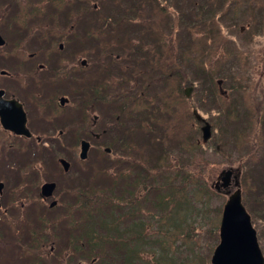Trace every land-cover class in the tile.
Segmentation results:
<instances>
[{
  "label": "trees",
  "instance_id": "1",
  "mask_svg": "<svg viewBox=\"0 0 264 264\" xmlns=\"http://www.w3.org/2000/svg\"><path fill=\"white\" fill-rule=\"evenodd\" d=\"M183 1V7L177 8ZM98 5L97 2L93 9ZM149 6L150 0H116L115 27L107 26L122 34V30H131L135 35L136 32L143 33L148 40L142 42L140 48L149 46L152 51L148 60L158 62L161 70L157 67L158 73L154 77L150 72L138 74L141 81H145L144 91L154 86L148 77H152L158 86L166 85L169 76H163L169 75L168 66L175 70V82L157 91L161 104L154 107L147 101L138 109L128 105L116 111L120 118L125 115L117 127L118 133L121 129L129 130V133L135 131L150 149L140 157L136 153L128 155L132 160L125 166L116 165L122 170L116 173V190L120 188L124 195L116 196V204L106 202L110 209H101L103 205L93 196L90 202L94 209H65L64 219L57 220V223H63L66 239L71 245L81 254L88 248L89 256L85 258L89 259L93 253L99 259L97 264L188 263V257L179 261L173 257V238L181 231L186 233L189 228L185 224L190 213V209H185L189 205L185 194L188 186L194 194H203L199 187L202 182L196 175L205 174L203 168L209 160L203 153L208 149L228 163L240 161L244 202L254 212L264 206V153H261L264 147V100L258 97V87L255 88L264 76L249 77L241 66L242 60L250 61L251 51L264 50V0H176L175 14L171 24L167 23L168 29L183 31L185 36L183 41L179 40L175 59L168 56L170 50L162 47L169 45L167 38L163 34L150 33L152 15ZM76 8V5L72 6V15L77 14ZM160 12L164 13V10L160 9ZM86 15H77L78 18L71 22L88 33L108 21L98 20L92 12ZM230 25L245 26L242 35L247 41L245 46L241 45L242 40L239 42L228 36ZM200 50L212 52L216 57L206 62L203 53L199 54ZM186 85L193 86L189 95L185 91ZM222 89L227 92L223 94ZM261 92L264 94L263 90ZM86 95L91 101H99L104 94L101 90L95 93L90 89ZM193 101L209 113L207 120L216 128L205 143L200 138L203 121L195 113L189 115L194 108ZM166 115H177L175 118L189 127L179 134H172L165 124ZM121 150L125 152L124 141L116 139L119 156ZM205 170L210 174L209 167ZM203 192L204 195L213 193L206 185H203ZM177 201L185 205L174 219L177 211L170 208ZM149 238H152L151 244ZM158 247L162 255L161 251H156ZM88 264L95 263L90 261Z\"/></svg>",
  "mask_w": 264,
  "mask_h": 264
},
{
  "label": "rangeland",
  "instance_id": "2",
  "mask_svg": "<svg viewBox=\"0 0 264 264\" xmlns=\"http://www.w3.org/2000/svg\"><path fill=\"white\" fill-rule=\"evenodd\" d=\"M95 2H98L99 5L98 8L93 9ZM39 3L40 0H38V2L28 0L27 4L29 10H35L37 12ZM183 5L184 1L178 4L177 8L183 7ZM86 6L90 10H88L87 14L92 12L93 15L98 18V20L104 18L108 21L105 25L100 27L98 26L94 29L93 32L90 31L91 33H88V38L92 37L96 42L93 44V46H89L88 44V49L85 52L78 53V58L80 60L82 58H87V61L88 63L90 62V65L82 69L83 72H87L86 79L80 81L82 88L76 89V92L80 93L81 96L84 92H86L88 87L92 86L95 93H99L100 88L103 87L104 95L102 98V104L104 106L105 112L99 109L98 112L105 114V123H111L112 128L106 136L105 143L99 150L101 151V153H99L95 149H93L92 151L90 150L89 158L84 161L85 166L80 167L77 170V174L81 176L77 179L70 180L69 184L76 186L75 192L77 195H75V198H77L78 201L82 199V202L84 203L86 209H94L93 204L90 202V197L93 198V196H95L98 203L103 205L101 209H110L105 205V203L111 202L116 204V196H120L121 194L124 195V193H121L120 188L116 190V173L122 171L121 168L116 165L125 166L130 162V160H132L128 157V155L131 156L136 153L138 157H140L150 149V147L146 143H144L143 137L135 135V131L129 133V130L121 129L120 133L116 132V124L113 125L112 123L114 116L116 115V110L125 103V100L128 103L127 105H129V107L132 109H134V106H137L138 109L141 104L147 101L153 104V106L161 104L162 100L159 98L160 96L158 95L157 91L158 89L161 90L163 87H169L170 84H173L175 82V77L173 76V72L175 70L167 65L169 79L166 85H161L162 87L156 85L157 82L152 79V77H148V80L154 86L147 91H144V87L146 86L145 81H141V79L138 77L137 72L140 69L145 70L149 66H151L156 71L157 67L158 71L161 70V66H157L158 62H154L153 60L145 65L140 64L139 56H143L145 52L143 50L140 51V49L136 47H138L142 42L146 43L148 41L145 37H143L144 34H139L138 32H136L137 35H135V32H132L131 30H122L124 31V33L122 34L121 31H116L108 28L107 24L112 25L113 28L115 27L114 24L116 23V0H87ZM149 8L152 15L150 20V23L152 24V27H150V33L156 35L163 34L164 36L167 35L165 32H169L168 24L170 25L171 21L173 20L175 14L174 8H176V0H159L156 3H154V0H150ZM160 9L164 10V13H161ZM46 10V13H48L51 9L49 7H46ZM68 16L69 14H63V17ZM58 19L61 21L62 17H59ZM59 22L54 25V30H56L59 26ZM32 26L34 27V29H39V27H36L34 25ZM19 27L22 28V25L19 24ZM0 28L7 35H10V33L12 32L9 31L8 25L1 19ZM17 28L18 27L16 26L12 27L14 31H17ZM244 30L245 26H241L240 28L239 25H230L227 27V31H229L228 36L230 38L238 40L239 42L242 40V46H245L247 42L246 39L242 38ZM180 32L183 36H185L183 31ZM259 40L261 43L262 40L260 37H258V41ZM84 42L85 41H83V43ZM56 45L57 43L55 42L54 46ZM197 45L198 44L195 43V46ZM121 46H125V48L123 49L121 48ZM206 47L208 48V45ZM221 48H223V46H221ZM257 48L259 49L260 47H256L255 49ZM169 50L170 52L168 51V56L171 55L175 59L178 54L176 53V49L170 47ZM198 52L200 55L201 53H203V56H205L204 60L206 62H209L216 57L212 52L207 53L202 50ZM216 54H218V52ZM263 55V49L258 53L251 51L249 56L250 61L242 60L241 66L244 69V73L246 72L249 77H253L255 79L260 77L261 75L264 76ZM78 65L80 64L78 63ZM154 76L156 75L153 74V77ZM116 82L118 86H116ZM257 87L258 86L256 84L255 88ZM74 92L72 93V96H74ZM128 94H131L132 97L136 99L135 102L128 97ZM177 105L179 108V103ZM193 106V109H189L190 111L192 109V112L189 115L195 113L196 117L202 120L208 117L209 113L205 112L203 114L202 110L197 106L196 101H193ZM86 113L88 119L92 120L91 118L95 113H97V111H95L94 109H89ZM176 116L177 115L165 116V124L171 129L168 131L175 135L179 134L187 127H189L184 125L181 119H176ZM124 119L125 115L122 120ZM176 123H179V125L176 126ZM205 124L207 123H205L204 121V125ZM116 139L121 140L122 142L124 141L125 144V152L121 150L122 155L120 156L116 153ZM211 144L212 142L209 143V145ZM105 146L110 147L111 151L106 152L104 149ZM197 152L198 150L195 151V154H197ZM184 154L187 155L189 154V152H187V154L185 152ZM213 154L214 153L211 149H208V151L206 150L203 153V156L207 157V159L210 161V165H208L209 170H211L210 174L206 173L205 166L203 168L205 174L196 175L200 178V182H202L199 183V187L203 194H194L190 190V186H188L187 191H185V194L189 199L188 208L190 209V213L186 216L187 222L185 223L189 226L188 231L186 233L181 232L179 235L176 234L173 238L174 244H179L180 246L178 247L179 253L175 256L176 259L179 261L185 257H188L187 264H193V260L196 261V263H199L204 259V257H206V259L209 261L210 255H208V253L211 248V246L209 248V245L214 241L216 237H214V239L212 240V236L209 237L208 234H211L214 229H216V231L218 230L223 202L227 198V194L225 192H219L213 189V181L215 180L218 172L222 168L228 167L227 165L229 164L224 160L219 161V159ZM232 165L236 166L237 162ZM71 173H74V171H72ZM203 185H206L211 190H213V193L204 195ZM232 190H234V186L232 187ZM72 193H74V191H72ZM200 196L201 199L198 200ZM71 203L73 204L74 202L67 199L66 205L72 207ZM66 205L62 209H53L52 212L48 213V215L45 214L44 216L41 215L43 212L40 209H29L26 212L25 218L22 221H18L20 223L19 225L25 230L23 236L24 244L30 249L31 253L34 254V262L39 261L40 264H68L59 254L58 249L61 244V238L55 234L56 232L53 226L55 214L62 211L66 207ZM184 205L185 204L183 202L177 201L174 207V209H176L177 211V214L174 215V219H176L179 214H181V209H183ZM217 212H219V215ZM255 213H258L257 210H255ZM263 216L264 209L260 212L259 219L256 221V229L258 235L259 231L261 233V237L259 235V243L264 252V239L262 237V234L264 232V221L262 220ZM63 219V217L59 218L60 221H62ZM6 222L7 221L5 218L4 223ZM4 223L0 221V226ZM213 224L214 226L210 227ZM26 228L28 229L26 230ZM32 232H34L33 235ZM4 240L6 248L9 249L11 246L10 239L8 237H5ZM43 242L46 243L45 246L41 245V243ZM74 250L78 251L75 247ZM35 255H43L44 258H42L41 256L39 258H36ZM50 258L51 260L49 261ZM66 259L69 260L68 257H66ZM78 261L79 260H74V264H78ZM24 264L27 263L24 262ZM202 264H205V262H203Z\"/></svg>",
  "mask_w": 264,
  "mask_h": 264
},
{
  "label": "flooded vegetation",
  "instance_id": "3",
  "mask_svg": "<svg viewBox=\"0 0 264 264\" xmlns=\"http://www.w3.org/2000/svg\"><path fill=\"white\" fill-rule=\"evenodd\" d=\"M14 2L23 7L27 17L34 15L28 0H0V13ZM13 18L22 19L18 12ZM71 20L72 15L68 21ZM27 23L30 26V21ZM71 27L67 22L56 30L28 29L29 35L20 32L18 36L22 39L0 48V221L3 223L9 215L7 209H56L52 201L56 199L59 203V198L68 194L70 185L60 180L65 170L56 157L57 134L67 133L59 141L71 166L72 158L67 156L77 161L80 147V141L77 146L72 143V132L100 137L95 130L96 121L72 119L71 74L76 73L73 66L78 65V53L87 46L82 32H73ZM25 125L31 135L25 133ZM95 144L90 140V148ZM40 147L46 151L42 153ZM84 166L82 161L75 162L73 168L77 171ZM50 181L56 183L52 192L43 189L44 183Z\"/></svg>",
  "mask_w": 264,
  "mask_h": 264
},
{
  "label": "water",
  "instance_id": "4",
  "mask_svg": "<svg viewBox=\"0 0 264 264\" xmlns=\"http://www.w3.org/2000/svg\"><path fill=\"white\" fill-rule=\"evenodd\" d=\"M87 148L88 142L84 141L82 156L86 154ZM232 172L233 169H224L220 173L219 178L222 179V185L226 186L229 183ZM234 183L238 185L237 178ZM218 184L219 181L216 182V186ZM219 233L220 241L212 253V264H264L256 231L241 201L239 187L229 195L223 206Z\"/></svg>",
  "mask_w": 264,
  "mask_h": 264
},
{
  "label": "bare ground",
  "instance_id": "5",
  "mask_svg": "<svg viewBox=\"0 0 264 264\" xmlns=\"http://www.w3.org/2000/svg\"><path fill=\"white\" fill-rule=\"evenodd\" d=\"M222 211V210H221Z\"/></svg>",
  "mask_w": 264,
  "mask_h": 264
}]
</instances>
